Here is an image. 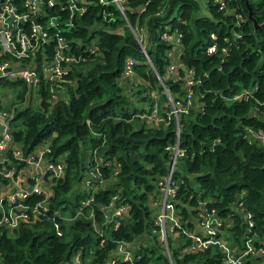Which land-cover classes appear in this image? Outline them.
I'll return each mask as SVG.
<instances>
[{"label":"trees","instance_id":"16d2710c","mask_svg":"<svg viewBox=\"0 0 264 264\" xmlns=\"http://www.w3.org/2000/svg\"><path fill=\"white\" fill-rule=\"evenodd\" d=\"M76 4L81 10L71 17L58 2L44 8L72 19L65 28L56 23L72 49L86 56L66 75L67 99L62 85L41 81L25 100L22 79L0 76V91L17 102L12 134L23 157L48 142L46 156L65 159L63 174L51 181L49 219L12 228L0 224V264H74L78 251L77 264H108L118 257L119 243L133 252L120 264H225L218 244L187 250V233L199 232L196 218L203 207L222 217L217 236L235 250L262 249L248 253L243 264H264V140L246 134L249 127L264 130V24L255 27L248 16L251 9L258 23L264 22V0H124V14L113 3ZM163 31L170 34L167 39ZM88 46L94 51L87 52ZM46 48L50 55L51 47ZM129 57L131 74L125 71ZM5 58L17 60L0 54ZM19 59L31 60L30 55ZM190 68L198 82L193 105L179 114L177 132L167 111L171 98L185 96ZM243 89L247 98H232ZM154 108L163 119L151 116ZM177 143L182 153L171 179L181 227L167 230L164 243L156 215ZM84 151H89L87 165ZM13 161L14 169L28 164ZM91 170L97 186L88 188ZM113 195L127 209L109 220L102 206ZM43 196L29 194L24 203ZM87 198L92 199L82 205ZM54 221L62 235L55 233Z\"/></svg>","mask_w":264,"mask_h":264},{"label":"built area","instance_id":"2783aa9c","mask_svg":"<svg viewBox=\"0 0 264 264\" xmlns=\"http://www.w3.org/2000/svg\"><path fill=\"white\" fill-rule=\"evenodd\" d=\"M22 6L10 0H0V54L10 53L12 59L0 60V76H9L10 78L18 77L23 80L26 85L24 93L25 100L31 93V89L38 88L41 81L50 82L56 86H60L64 82L71 81L67 78V73L74 63L84 61L86 56L82 52H76L72 49L69 40L60 32L58 23L39 20L41 17V10L45 7H51L55 2L60 3L61 9H68L69 15L73 16L77 10H81L77 2H85L89 0H22ZM102 4L113 3L124 14V0H97ZM68 18L67 25L72 23V19ZM28 26L26 29L24 26ZM52 28L53 31H52ZM53 32V33H52ZM162 38L167 39L170 34L163 31ZM180 34L174 36V42L179 43ZM51 47L50 55L47 52L46 45ZM215 44L208 47V52L215 50ZM224 49V48H223ZM87 52H93L94 48L88 46ZM148 57L146 51H143ZM39 54L38 64L35 57ZM30 55L31 60L22 61L25 56ZM50 59V62H47ZM134 60L129 57L126 60V73H132V65ZM174 67L172 64L169 69ZM198 82L193 77V71L189 69V75L186 77L187 91L183 98H171V107L167 111L166 119L174 117L176 120L177 132H179L178 117L180 113H186L193 105V85ZM52 97L55 96L54 87L50 88ZM249 91L243 89L241 92L232 96L236 99L238 97L247 98ZM17 106L12 97L3 96L0 91V224L7 227H15L22 221H33L38 218L49 219L48 197L52 193L51 181L53 178L60 177L64 172L65 159L50 158L46 156V151L49 150V143L42 142L35 146L32 153L26 158L23 157L21 144L13 139V115ZM151 116L155 119H163L159 116L157 110L154 108ZM246 134L250 138H257L264 140V130H256L254 128H247ZM41 144V146H39ZM173 159L176 160V155L182 153L178 143L173 147ZM15 160H24L27 165H30L31 170L27 171L29 174L24 178L16 179V170L14 169ZM171 169L168 173L166 182L163 185L162 197L156 215V222L160 226V239L166 243L167 230L173 231L181 227L180 221L176 215L175 209V182L171 179ZM47 176L49 182L42 178ZM97 174L91 170L90 174L86 176L85 184L88 188H93ZM30 178L29 183L27 179ZM100 180L99 182H101ZM32 193L41 194L44 196L36 201L34 204L24 203L25 198ZM92 198L83 200L82 205H87ZM117 195H113L109 203L102 206L104 217L111 220L114 217L121 216L127 209L123 203H117ZM83 206H80L78 213H81ZM204 212L201 221L198 222L199 232L190 231L188 236L191 238L188 251H197L209 247L211 244H218L224 254L225 264H243L245 256L248 253H255L260 249L248 246L241 252H238L236 247H231L225 242L222 237L217 236V232L222 225L223 219L215 214L213 210L209 211L203 207ZM58 210H54V214H58ZM62 215V214H61ZM93 211L90 216L93 217ZM69 217V216H68ZM68 217H64L67 219ZM55 218V217H54ZM54 229L57 235H62L63 231L58 222L54 221ZM120 253H123L122 260H131L132 255L126 246L122 243L117 245ZM79 251L73 256L72 262L77 264L80 259ZM118 257H112L108 264L118 263Z\"/></svg>","mask_w":264,"mask_h":264},{"label":"rangeland","instance_id":"374dc122","mask_svg":"<svg viewBox=\"0 0 264 264\" xmlns=\"http://www.w3.org/2000/svg\"><path fill=\"white\" fill-rule=\"evenodd\" d=\"M41 15L42 16H46V18H45V22L46 23H49V22H58V23H60L61 24V27H63V28H65L66 26L65 25H67L68 24V22H69V20L68 19H59V17L58 16H53V15H49V13H46V11H45V9H42L41 10ZM119 29V28H118ZM122 28L120 27V30H121ZM144 35V34H143ZM47 62H50V59H47ZM62 86L61 87H59V88H61V90H62V94H63V97H65V99H67L68 98V94H67V92H66V90H65V84H61ZM2 94H3V96H5V97H8V94H6L5 92H2ZM84 153H85V151H84ZM89 159H90V156H89V151L87 152V153H85L84 154V156H83V158H82V161L87 165V163H88V161H89ZM23 170H25V165H22L18 170H16V172H15V174H16V179H20L21 177H22V172H23ZM24 178H25V176H24ZM44 180H45V178L43 177L42 178V182L44 183ZM102 182V181H101ZM100 182V183H101ZM105 183V182H104ZM103 183V184H104ZM45 184V183H44ZM162 197V196H161ZM161 200V199H160ZM159 208V207H158ZM178 217V216H177ZM179 219V218H178ZM203 219V218H202ZM202 219H198V218H196V220H199V221H201ZM180 221V220H179ZM94 227H95V229L96 230H99V227H98V225H97V223L95 222L94 223ZM227 235H228V233H227ZM127 248V247H126ZM128 250L130 251V253L132 252V249H130V248H128ZM166 251H168V250H166ZM133 254V252L131 253V255ZM122 256H123V253H119V255H118V260H120L121 258H122ZM256 264H261L260 262L259 263H256Z\"/></svg>","mask_w":264,"mask_h":264},{"label":"water","instance_id":"95a60500","mask_svg":"<svg viewBox=\"0 0 264 264\" xmlns=\"http://www.w3.org/2000/svg\"><path fill=\"white\" fill-rule=\"evenodd\" d=\"M248 16H249V18L253 21V24H254L255 27H257L258 25H262V24H264V22H262V23H258V21L256 20V18L252 15V13H251V9H250V11H249V15H248ZM143 51H145L144 48H143ZM174 163H175V161H174V159L172 158L171 163H170V169H171V171H172V169H173Z\"/></svg>","mask_w":264,"mask_h":264},{"label":"crops","instance_id":"0c3cea01","mask_svg":"<svg viewBox=\"0 0 264 264\" xmlns=\"http://www.w3.org/2000/svg\"><path fill=\"white\" fill-rule=\"evenodd\" d=\"M39 146H41V144H40ZM30 167H32V166H30V165H26V166H25V170H23V172H22V177H23V176H28L26 172H27L28 170H31ZM44 178H45L46 180L48 179L47 176H45ZM48 182H49V180H47V183H48ZM45 183H46V181H45Z\"/></svg>","mask_w":264,"mask_h":264}]
</instances>
